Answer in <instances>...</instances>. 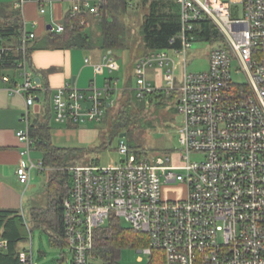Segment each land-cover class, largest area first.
Wrapping results in <instances>:
<instances>
[{"label": "built area", "instance_id": "built-area-1", "mask_svg": "<svg viewBox=\"0 0 264 264\" xmlns=\"http://www.w3.org/2000/svg\"><path fill=\"white\" fill-rule=\"evenodd\" d=\"M175 1L181 31L171 43L179 40L181 48L139 58L131 90L147 107L156 96L177 94V112L183 117L179 127L183 164L173 165L171 155L143 159L122 141L118 150L125 159L120 164L66 168L71 188L62 202L64 235L74 264L88 263L97 231L111 219H124L136 232L146 234L149 246L138 252L151 257L160 251L165 264H264V0ZM52 2L13 0L11 7L22 11L33 3L45 15ZM82 13L98 16L99 10L83 0L73 3L68 14ZM207 21L219 36L201 41L199 25ZM25 28L24 24L18 46L0 43V62L12 52L19 56L15 70H0V83L24 101L23 128L16 133L22 144L17 177L28 185L32 171L55 169L46 167L43 159H32L36 150L30 131L32 109L50 89L37 82L29 53L36 35ZM50 31L62 34L65 28L58 23ZM196 42L212 44L209 67L188 73V52ZM171 53L185 59L180 83ZM103 67L111 73L119 69L112 51ZM152 70L161 83L150 79ZM118 84L112 79L99 87L94 81L87 90L75 83L63 85L52 97L54 120L72 126L101 122L107 110L117 107L122 91ZM174 184L183 187L184 196L166 193L165 188ZM6 245L4 241L0 247ZM19 261L35 264L27 250L19 252Z\"/></svg>", "mask_w": 264, "mask_h": 264}, {"label": "trees", "instance_id": "trees-1", "mask_svg": "<svg viewBox=\"0 0 264 264\" xmlns=\"http://www.w3.org/2000/svg\"><path fill=\"white\" fill-rule=\"evenodd\" d=\"M147 9L141 25L142 43L144 55L156 51L174 50L181 48L178 40L174 44L181 31L180 6L175 0H139ZM98 7L99 14L91 15L82 13L75 17L68 14L63 25L65 31L62 34L49 32L42 40L35 39L31 42L30 56L33 52L42 48H55L67 50H114L127 49L128 38L123 27L116 24L115 12H126L134 6L133 0H100L94 3ZM99 19V36L93 35L88 30L91 19ZM0 43L2 45L18 46L24 31L22 12L12 7L0 4ZM199 39L201 41L215 40L219 36L217 29L211 22H202L199 25ZM19 56L12 52L0 62V70L16 69ZM129 80L117 98V111L113 120L116 133L129 132L140 122V111L146 107V102L136 98L131 90ZM49 93L46 94L47 110L42 118L35 117L32 120L30 131L35 141L36 151L42 154L44 165L55 169L50 171L46 186L48 196L47 208H33L30 213V222L33 227H38L50 235L54 246L68 249L69 244L64 235L63 203L62 199L70 194L71 174L65 171L75 165L74 159L81 150L71 147H60L54 143L50 125L53 115L52 103ZM176 96H156L152 104L164 106L170 99ZM110 110L105 116H109ZM130 151L139 156L135 146H129ZM31 234L27 221L20 213L12 210H0V242L6 241V247H0V264H20L18 243L25 241ZM149 246V237L146 234L136 232L131 226L126 228L121 220L111 219L101 227L96 234L92 256L87 264H119L121 251L125 248L135 247L143 249ZM66 253L63 252L61 264H64ZM69 264H74L73 261ZM148 264H165L163 253L154 251L149 257Z\"/></svg>", "mask_w": 264, "mask_h": 264}, {"label": "rangeland", "instance_id": "rangeland-1", "mask_svg": "<svg viewBox=\"0 0 264 264\" xmlns=\"http://www.w3.org/2000/svg\"><path fill=\"white\" fill-rule=\"evenodd\" d=\"M11 1L0 0V3L9 7ZM133 1L134 6L130 7L128 11L115 12V15H118L116 24L124 28L128 38L127 49H114V54L119 58L118 64L121 67L120 73L116 74L120 78L119 90L124 89L129 80H131L132 87L135 86L134 66L138 59L144 55L141 48V25L147 9L140 4L139 0ZM99 21L98 18L96 20L91 19L88 25V30H91L95 37L99 36ZM56 24V21H52L51 23L53 27ZM31 29V26H27L26 31H30ZM211 46L212 44L209 42H196L192 45L187 57L188 73H199L208 70L207 53L211 50ZM77 52L83 53L82 50H78ZM171 55L177 64L175 73L180 83L184 74L185 59L180 55L172 53ZM233 66V70L235 71L236 65L234 64ZM234 76L242 80V77H237L236 73H234ZM17 79L19 80L20 78ZM99 84L102 85V81ZM173 95L176 97L172 100L169 99L162 107L151 104L141 110L140 122L129 132V135L127 132H124L127 133V137L125 138L120 137L122 133L114 131V124L111 118L116 114V107H113L110 110L109 116H105L101 122L73 126V128H70L71 132H67L68 128L66 125L57 123L52 115L50 125L53 128L54 143L60 147L80 149V154L76 156L73 162L77 166L100 165L105 167L120 164L125 159L118 150L119 144L122 141L129 146H135L138 153H140L139 156L143 159L149 158L152 160L157 157L171 155L173 159L172 164L180 166L183 162L180 160L182 146L179 142V127L183 123V117L177 112V94L173 93ZM39 105L43 108V111L47 110L48 105L44 102V99ZM44 115L45 113L40 118L43 119ZM132 154L138 155L135 152ZM32 159L36 162L42 160V154L34 150ZM49 173L32 171V179L28 184L27 191L24 193V203L21 209L22 214L27 219L31 234L27 240L18 243L17 248L19 250L31 251L35 264H61L62 254L65 252L67 260L64 264H69L72 261V255L68 249L62 250L54 246L50 235L41 228L33 227L29 218L32 208H47L48 206L46 186ZM165 191L170 197L184 196L185 193V190L179 184L169 185L165 188ZM121 223L126 228L130 227V224L124 219H121ZM138 250L135 247L123 249L119 264H148L149 257L140 254ZM140 257H143L144 262L138 260Z\"/></svg>", "mask_w": 264, "mask_h": 264}, {"label": "crops", "instance_id": "crops-1", "mask_svg": "<svg viewBox=\"0 0 264 264\" xmlns=\"http://www.w3.org/2000/svg\"><path fill=\"white\" fill-rule=\"evenodd\" d=\"M77 1L83 0H53L48 6L45 15H40L37 5L33 3L25 5L21 12L26 29L27 26H31L32 29L28 32L34 33L36 39L42 41L51 32L48 27L53 26L51 25L52 21H56L57 24H63L73 3ZM90 1L95 3L100 0ZM12 2L13 0L10 3V7ZM78 50L80 49L42 48L33 52L31 56L32 69L36 77L40 78L41 82L49 87L51 103L55 91L67 83H75L79 89L87 90L94 81L99 87L105 86L108 80L117 79L120 81V78L116 75L121 71L119 64V69L112 73L103 67L104 58L110 51H112V56L116 62H119L114 50H82V54L77 52ZM86 60L89 62L87 63ZM6 73L14 76L12 71ZM150 73L149 77L153 79L151 80L154 83H161L154 71H150ZM100 81H102V85L99 84ZM44 98L47 97L45 96ZM42 101H38L33 107L34 117L40 118L45 113V110L43 111V108L39 105ZM44 102L47 103L45 99ZM23 109V99L19 96L11 95L7 87L0 83V210L17 211L22 216H24L21 212L24 203V193L27 191L28 185L21 184L17 177L22 144L18 140L16 133L23 126L20 121ZM66 127L68 128L66 131L71 132L70 128H73V126L66 125ZM24 218L26 219L25 216ZM2 242L4 241H1L0 244ZM18 251L22 250L18 249ZM140 262H144V259Z\"/></svg>", "mask_w": 264, "mask_h": 264}, {"label": "water", "instance_id": "water-1", "mask_svg": "<svg viewBox=\"0 0 264 264\" xmlns=\"http://www.w3.org/2000/svg\"><path fill=\"white\" fill-rule=\"evenodd\" d=\"M48 29H49V30H52V27L49 26ZM40 81H41V79H40V78H37V82H40ZM120 137H121V138H125V137H127V133H122V134L120 135ZM61 202H63V199L61 200Z\"/></svg>", "mask_w": 264, "mask_h": 264}]
</instances>
